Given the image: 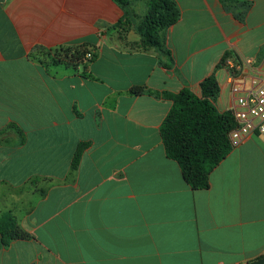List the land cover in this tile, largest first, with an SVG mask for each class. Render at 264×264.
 Returning <instances> with one entry per match:
<instances>
[{
	"label": "crops",
	"instance_id": "0c3cea01",
	"mask_svg": "<svg viewBox=\"0 0 264 264\" xmlns=\"http://www.w3.org/2000/svg\"><path fill=\"white\" fill-rule=\"evenodd\" d=\"M164 32L169 66L135 29L149 0L115 25L113 0H0V217L27 239L1 243L0 264H245L264 255V135H252L192 189L165 155L163 93L213 75L232 103L227 52L264 69V0H175ZM88 44L80 64L52 51ZM93 45V46H90ZM134 87L151 93L134 94ZM85 146L76 165L73 155Z\"/></svg>",
	"mask_w": 264,
	"mask_h": 264
},
{
	"label": "trees",
	"instance_id": "16d2710c",
	"mask_svg": "<svg viewBox=\"0 0 264 264\" xmlns=\"http://www.w3.org/2000/svg\"><path fill=\"white\" fill-rule=\"evenodd\" d=\"M113 1L124 11L115 27L124 28L125 25H131L132 15L129 10L131 0ZM179 15V7L175 0H149L146 13L135 27L140 45L143 48H155L164 57L161 63L165 66H169L173 58L165 45L163 32L178 20ZM90 50L88 44L60 46L52 51L51 62L80 64L86 60L85 54ZM229 54L231 51L225 53L224 58ZM200 88L201 97L186 87L176 93H163L171 100V107L159 128L165 155L178 163L184 181L192 189L209 187V174L233 148L229 132L236 126L231 111H219L212 101L218 92L215 77L208 75L203 78ZM132 92L151 93L142 87H134ZM8 132L18 134L20 139L23 138L21 130L9 124L0 130V143ZM84 146V143L78 145L72 159L73 167ZM0 236L1 243L6 246L14 239H27L30 234L17 226L11 214H7L0 217Z\"/></svg>",
	"mask_w": 264,
	"mask_h": 264
},
{
	"label": "built area",
	"instance_id": "2783aa9c",
	"mask_svg": "<svg viewBox=\"0 0 264 264\" xmlns=\"http://www.w3.org/2000/svg\"><path fill=\"white\" fill-rule=\"evenodd\" d=\"M93 57L90 50L85 58ZM233 103L230 111L236 126L229 132L232 145L252 135H264V69L248 57L231 53L223 58Z\"/></svg>",
	"mask_w": 264,
	"mask_h": 264
},
{
	"label": "water",
	"instance_id": "95a60500",
	"mask_svg": "<svg viewBox=\"0 0 264 264\" xmlns=\"http://www.w3.org/2000/svg\"><path fill=\"white\" fill-rule=\"evenodd\" d=\"M249 264H264V255L256 260L251 261Z\"/></svg>",
	"mask_w": 264,
	"mask_h": 264
}]
</instances>
